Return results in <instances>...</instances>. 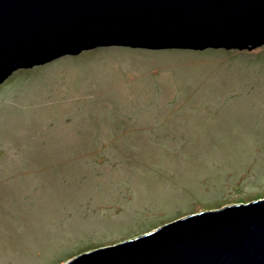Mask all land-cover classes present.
Masks as SVG:
<instances>
[{
  "label": "rangeland",
  "instance_id": "1",
  "mask_svg": "<svg viewBox=\"0 0 264 264\" xmlns=\"http://www.w3.org/2000/svg\"><path fill=\"white\" fill-rule=\"evenodd\" d=\"M74 50L0 84V264L264 197V45Z\"/></svg>",
  "mask_w": 264,
  "mask_h": 264
},
{
  "label": "water",
  "instance_id": "2",
  "mask_svg": "<svg viewBox=\"0 0 264 264\" xmlns=\"http://www.w3.org/2000/svg\"><path fill=\"white\" fill-rule=\"evenodd\" d=\"M81 44L261 47L264 0H0V84L25 62ZM62 264H264V197L187 215Z\"/></svg>",
  "mask_w": 264,
  "mask_h": 264
}]
</instances>
